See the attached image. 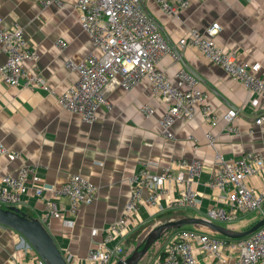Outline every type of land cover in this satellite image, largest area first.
<instances>
[{
  "label": "crops",
  "instance_id": "0c3cea01",
  "mask_svg": "<svg viewBox=\"0 0 264 264\" xmlns=\"http://www.w3.org/2000/svg\"><path fill=\"white\" fill-rule=\"evenodd\" d=\"M63 1V6L43 7L42 0H0V28L14 24L24 28L29 45L39 52V59L27 60L25 66L40 71L58 92L65 91L78 78L76 71L66 67V59L79 60L93 48L80 24L77 0ZM143 4L171 43L187 35L192 27L204 30L218 22L220 29L215 39L219 45L242 61L261 63L259 75L264 79V0H191L190 7L175 16L166 14L155 0H143ZM59 39L67 42L64 49L57 45ZM5 59L0 46V62ZM180 59L201 76L200 87L207 91V102L220 117L218 123L212 125L201 111L194 118L181 115L172 126L174 138L165 137L160 124L167 104L153 96L146 79L131 90L116 88L110 92L109 106L99 108L94 123H87L80 114L62 108L56 98L41 87L11 86L0 81V144L20 154L15 159L7 154L0 156V180L7 174H16L24 165H34L45 182L59 186L71 174L80 173L97 186L94 201L76 213L71 212L67 197L57 198L62 215L50 217L48 221L44 220L46 202L54 197L50 191L38 195L31 186L22 203L12 207L40 221L69 264H86L90 247L104 239L105 228L121 215L131 194L130 178L143 164L158 172L173 159H202L204 171L194 185L199 195L198 207L181 211L186 215L208 217L220 194L208 184L216 153L231 158L248 151L264 154V123H256L264 114V99L191 47L179 49L178 62L169 55L161 58L159 65L173 82L183 66ZM144 103L155 108L154 115L146 116L141 111ZM229 108L238 112L235 124L239 133L227 130L221 117ZM206 132L215 136L214 145L209 143ZM249 183L262 189L264 168L251 176ZM169 188L170 194L160 199L163 206L179 193L175 186L169 184ZM146 195L147 192L129 218V231L121 243L123 251L112 264L125 258V249H133L144 233L159 221L158 217L168 211H180L161 209L149 203ZM249 215L229 227L243 230L254 224L256 217ZM175 234L176 231H172L159 246L153 245L140 264L161 254ZM18 237L24 238L17 230L0 225V264H39L40 258L18 246ZM234 243L225 250L233 259L237 253ZM32 251L37 255L34 249ZM196 253L199 262L209 261L200 248Z\"/></svg>",
  "mask_w": 264,
  "mask_h": 264
},
{
  "label": "built area",
  "instance_id": "2783aa9c",
  "mask_svg": "<svg viewBox=\"0 0 264 264\" xmlns=\"http://www.w3.org/2000/svg\"><path fill=\"white\" fill-rule=\"evenodd\" d=\"M155 1L170 16L179 14L191 5V0ZM52 4L63 6L65 2L42 0L43 7ZM77 8L80 24L88 33L93 48L79 60L66 59V67L78 73L74 83L65 91L58 92L40 71L25 66L27 60L37 61L39 52L29 45L24 28L19 24L0 28L1 51L6 55V59L0 62V81L11 86L41 87L49 91L62 108L80 114L87 123H94L98 119L99 108L109 106L110 92L116 88L131 90L139 81L146 79L153 96L167 104L160 124L164 136L174 138L172 126L181 115L194 118L201 111L212 125H216L220 117L207 102L208 93L200 87L197 77L180 66L176 82H173L159 65L165 55L178 62L179 49L191 47L264 99V79L259 75L262 64L242 61L219 45L215 39L220 29L218 22L204 30L192 27L187 35L171 43L147 12L143 0H77ZM57 45L64 49L67 42L59 39ZM141 111L146 116H152L155 108L144 103ZM237 113L235 108H229L221 116L227 130L232 133H239L235 124ZM256 123H264V114L256 119ZM205 135L214 145L213 133L206 132ZM189 137L196 140L194 135ZM3 154L12 159L20 156L18 152H10L0 144V156ZM204 166L200 158L173 159L158 172L151 171L143 164L130 178L131 194L121 215L105 228L104 239L90 247L86 264H112L121 255V243L129 231V218L146 192L147 201L159 205L161 209H196L199 195L194 185L199 181ZM214 166L208 184L218 189L220 194L218 203L210 208L208 218L223 224L238 221L251 213L263 212L264 187L257 189L249 183V178L264 168L262 152L248 151L237 158L217 152ZM169 184L178 188L179 193L163 206L160 199L170 194ZM31 186L38 195L47 191L53 193L54 197L46 202L45 221L50 217H61L57 198L67 197L71 212L76 213L82 206L91 204L97 194V186L80 173L71 174L57 186L45 182L36 172V166L24 165L16 174H7L0 180V205H20ZM174 231L176 234L163 252L146 264H264V225L239 239L186 227ZM232 242L237 248L234 259L225 252ZM197 248L208 255L207 263L199 262ZM39 264L44 263L40 261Z\"/></svg>",
  "mask_w": 264,
  "mask_h": 264
},
{
  "label": "water",
  "instance_id": "95a60500",
  "mask_svg": "<svg viewBox=\"0 0 264 264\" xmlns=\"http://www.w3.org/2000/svg\"><path fill=\"white\" fill-rule=\"evenodd\" d=\"M183 66L195 77L201 76L180 59ZM0 225L9 226L22 233L39 250L40 254L49 264H69L67 259L57 247L49 231L36 219L15 210L14 208L3 207L0 205ZM187 225L203 228L209 232L216 233L229 239H239L250 235L264 225V216L254 222L250 227L239 230L227 225L212 221L204 216L179 215L165 221L155 223L142 238L136 243L133 252L126 258L120 259L118 264H140L153 244L165 233L177 230Z\"/></svg>",
  "mask_w": 264,
  "mask_h": 264
},
{
  "label": "rangeland",
  "instance_id": "374dc122",
  "mask_svg": "<svg viewBox=\"0 0 264 264\" xmlns=\"http://www.w3.org/2000/svg\"><path fill=\"white\" fill-rule=\"evenodd\" d=\"M15 206V204H8V205H6V207H9V208H12V207H14ZM179 215H171V216H165V217H163V218H161V219H159V221L157 222V223H159V222H162V221H165V220H167V219H169V218H173V217H178ZM256 217V219L255 220H260L263 216H264V210H263V212H260V213H251L248 217ZM223 225H227V226H231L232 225V223H223ZM203 229V228H202ZM19 232V231H18ZM172 233V230H170V231H168L167 233H165L159 240H157L153 245H155L156 247L157 246H159L160 245V242L161 241H165L166 239H167V237H169V235ZM20 234H22L21 232H20ZM23 236V235H22ZM135 243V242H134ZM18 246L19 247H21L23 250H25V251H28V250H30L33 254H34V256H37L36 258H40V260L44 263V264H49L44 258H43V256L40 254V252H39V250L30 242V240L27 238V237H25L24 236V238L23 237H18ZM135 246H136V244H135ZM135 246L133 247V249H129V248H127V249H125V252L123 253V256L126 258V257H128L132 252H133V250L135 249ZM152 248V247H151ZM35 250V252H36V254L37 255H35V253L32 251V250ZM39 260V259H38ZM144 260V259H143ZM142 260V261H143Z\"/></svg>",
  "mask_w": 264,
  "mask_h": 264
},
{
  "label": "trees",
  "instance_id": "16d2710c",
  "mask_svg": "<svg viewBox=\"0 0 264 264\" xmlns=\"http://www.w3.org/2000/svg\"><path fill=\"white\" fill-rule=\"evenodd\" d=\"M3 207H6V206H3ZM171 215H186V212H184V211H177V212H175V211H168L166 214H162L160 217H158V218H163V217H165V216H171ZM252 225V224H251ZM250 225V226H251ZM250 226H248V227H250ZM184 227H186V228H191V229H198V230H202V231H205L204 229H202V228H199V227H195V226H193V225H187V226H184ZM134 242H135V240H134ZM151 249V248H150ZM149 249V250H150Z\"/></svg>",
  "mask_w": 264,
  "mask_h": 264
}]
</instances>
